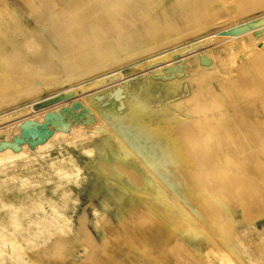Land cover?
<instances>
[{"label":"rangeland","instance_id":"374dc122","mask_svg":"<svg viewBox=\"0 0 264 264\" xmlns=\"http://www.w3.org/2000/svg\"><path fill=\"white\" fill-rule=\"evenodd\" d=\"M0 30L4 253L21 251V264H264V172L201 167L177 132L200 122L223 155L231 109H264V0H0ZM242 142L264 162V138ZM38 199L58 213L27 247L16 231L37 219ZM14 212L27 216L9 222Z\"/></svg>","mask_w":264,"mask_h":264},{"label":"crops","instance_id":"0c3cea01","mask_svg":"<svg viewBox=\"0 0 264 264\" xmlns=\"http://www.w3.org/2000/svg\"><path fill=\"white\" fill-rule=\"evenodd\" d=\"M210 73L211 72L195 70L194 73L189 75V78H200L211 75ZM130 104H127V106H130ZM263 110L262 105L259 103L236 105L231 109L230 113L233 116L234 123L229 125L226 131L219 133L217 136V140L220 142L219 148L224 151L223 155L219 153L218 148L214 146V144H210L211 142L209 141L210 138L208 135L210 131L207 132L201 128L200 122L197 123V126L191 128H180L177 132L182 140H184L183 142L186 144V148L195 156L196 164L201 167L222 161L231 167H247L254 172H264L262 170V168H264V162L260 161L259 157L250 151V147L242 142V139L246 138L249 139L250 145H255L259 139L264 138ZM131 116L133 117L134 114L132 113ZM228 140L232 144H230ZM125 151L127 152V150ZM239 152H247L246 157L240 159L237 155ZM128 154L131 156V153ZM178 158L181 160V155H179ZM115 167L118 166L116 165L113 168ZM181 211L186 214L184 210ZM258 231L260 232V230Z\"/></svg>","mask_w":264,"mask_h":264},{"label":"bare ground","instance_id":"6f19581e","mask_svg":"<svg viewBox=\"0 0 264 264\" xmlns=\"http://www.w3.org/2000/svg\"><path fill=\"white\" fill-rule=\"evenodd\" d=\"M86 11V10H85ZM66 24V23H65ZM251 24V23H250ZM248 26V25H247ZM250 32V31H249ZM0 34L2 35V32H1V30H0ZM246 34V33H245ZM245 34H243V35H245ZM249 34V33H248ZM242 35V34H241ZM210 38V37H209ZM212 39V38H211ZM211 45V44H210ZM192 49V48H191ZM190 48L189 49H187L186 51H190L191 50ZM252 51V50H251ZM255 51V50H254ZM191 53V52H190ZM254 53V52H253ZM201 54V53H200ZM243 54V53H242ZM204 55H206L207 56V53L206 54H204ZM194 60L195 61H197L198 60V54H196L195 56H194ZM78 61V60H77ZM227 64V63H226ZM157 69H160V68H157ZM157 72H159V70L157 71ZM112 80V79H111ZM65 84V83H64ZM47 87V86H46ZM121 91V90H120ZM56 109V108H55ZM56 111V110H55ZM58 111V110H57ZM64 112V111H63ZM263 112H264V110H263ZM51 113V112H50ZM50 115V114H49ZM56 115V114H55ZM60 116V115H59ZM23 117V116H22ZM53 117H54V115H53ZM61 117V116H60ZM57 118V117H56ZM12 120V119H11ZM14 120V119H13ZM13 120H12V122H13ZM57 120H59V119H57ZM10 121V120H9ZM24 121V120H23ZM27 121V120H26ZM26 121L25 122H22V121H19V126H22V128H23V130H24V132L27 134V135H31V133H34V132H32L31 131V128H30V123H26ZM52 121V120H51ZM54 122V121H53ZM7 123H8V121H7ZM62 124V123H61ZM3 125V124H2ZM59 126V125H58ZM31 127H32V124H31ZM17 128V127H16ZM33 128V127H32ZM34 129V128H33ZM235 130V129H234ZM34 131H35V129H34ZM38 132V131H37ZM20 133H22L21 131H20ZM25 134H23V137H25L24 136ZM234 135V134H233ZM31 137V136H30ZM234 137V136H233ZM236 137V136H235ZM237 139V138H236ZM184 141V140H183ZM238 143V142H237ZM242 143V142H241ZM245 144V143H244ZM235 145V144H234ZM228 146V145H227ZM226 146V147H227ZM187 147V146H186ZM228 149V148H227ZM243 149V148H242ZM245 149V148H244ZM123 150H125V149H123ZM229 150V149H228ZM247 150V149H246ZM240 151V150H239ZM244 151V150H243ZM248 151V150H247ZM27 152V151H26ZM33 156V155H32ZM231 156V155H230ZM25 157V156H24ZM23 160V159H22ZM193 165V164H192ZM187 183V182H186ZM164 188V187H163ZM30 197V196H29ZM37 198V197H36ZM27 200V199H26ZM45 200V199H44ZM44 200H42V199H38V200H36V201H30L29 203H30V210L29 211H32V212H34V211H39V214L38 215H36L37 217V219H33V220H31V219H29L28 218V220H26L27 221V227L25 228H23V227H20V230H18V231H16V233H17V235H22V234H27V240H26V242H27V247L33 242V241H35L36 239H37V236H42V235H45V234H47L48 233V229H50V228H52L54 225L53 224H51V223H49V224H45L44 222L45 221H47L49 218H53L54 217V214L56 215L58 212H57V206H55V205H49V208L47 209V210H45V207H44V209H43V205H45V204H47V202H45ZM176 202V201H175ZM3 207H5L4 205H0V208H2L3 209ZM11 208V207H10ZM27 210V209H26ZM28 211V212H29ZM22 212V211H21ZM185 212V211H184ZM27 214H29V213H27ZM191 214V213H190ZM24 215H26L25 213L24 214H19V213H16V212H14V213H12L11 215H10V217H9V222L11 221L12 222V220H20V219H24L26 216H24ZM58 215H60V214H58ZM57 217H59V216H57ZM8 219V218H7ZM27 219V218H26ZM16 220H15V222H16ZM25 221V222H26ZM10 224V223H9ZM4 225H6V224H4ZM8 225V224H7ZM2 227V226H1ZM12 227H14V229H15V226H13L12 225ZM17 228V227H16ZM230 229V228H229ZM232 232V231H231ZM245 233V232H244ZM1 237V236H0ZM9 237V236H8ZM47 237H48V235H47ZM203 237V236H202ZM204 238V237H203ZM230 238V237H229ZM11 239H13V238H11ZM48 239V238H47ZM51 240V239H50ZM241 240V239H240ZM10 241V240H9ZM14 241V240H13ZM243 241V240H242ZM33 243H35V242H33ZM49 243V242H48ZM235 243H237L238 245H236V249H241L242 248V245L239 243V241H237V242H235ZM52 247V246H51ZM246 247V246H245ZM220 248V247H219ZM229 249H231L230 247H229ZM24 250H26V249H24ZM27 251V250H26ZM238 251V250H237ZM22 252L21 251H18V250H16V251H13V253H12V255L11 256H8L6 253H4L3 252V250L2 249H0V264H21V263H25V261L23 260V256H22ZM255 261H256V259H255ZM234 263V262H233ZM252 263V262H251ZM253 263H254V261H253ZM236 264V263H235Z\"/></svg>","mask_w":264,"mask_h":264}]
</instances>
